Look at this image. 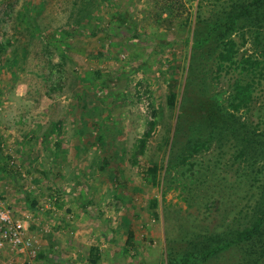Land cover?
Returning <instances> with one entry per match:
<instances>
[{
    "label": "rangeland",
    "instance_id": "obj_1",
    "mask_svg": "<svg viewBox=\"0 0 264 264\" xmlns=\"http://www.w3.org/2000/svg\"><path fill=\"white\" fill-rule=\"evenodd\" d=\"M244 1L0 0V206L36 236L34 253L0 246V264L180 262L251 224L264 183V77L234 118L228 101L235 81L251 80L242 56L264 67V7L253 13L261 28L239 20L228 31ZM223 29L237 53L218 74ZM152 109L156 131L133 165ZM152 163L155 187L144 175ZM262 222L251 241L183 264H264Z\"/></svg>",
    "mask_w": 264,
    "mask_h": 264
},
{
    "label": "trees",
    "instance_id": "obj_2",
    "mask_svg": "<svg viewBox=\"0 0 264 264\" xmlns=\"http://www.w3.org/2000/svg\"><path fill=\"white\" fill-rule=\"evenodd\" d=\"M264 7V0H248L244 1L242 3H238L234 6L232 9L228 24H227V30L231 31L234 29V27L238 24L239 20L246 21L250 24L253 23V21L256 22L258 28L260 27V15H254L253 13L257 12L259 9H262ZM264 20V19H263ZM258 28H253L254 35L253 40L256 43V45L260 44V37L261 33L259 32ZM227 30H224L220 32L218 35L215 36L213 41L216 42L218 49H214L213 53L214 61L216 62L215 65L217 66L216 72L218 74L221 71H225V69L235 63V55L237 53V44L236 42L228 37ZM211 32L216 33L215 26H213ZM217 34V33H216ZM193 46H198L199 44H202L203 41H206L204 39L197 38L194 39ZM189 42V39L187 38L185 40V43ZM198 42V43H197ZM263 51H260V56L264 58V47H261ZM240 67L243 71H247L251 74V80L250 82H241L239 80L235 81L232 85V94L228 101V110L230 111L229 116L231 118H234L235 113L240 112L243 109H247L249 107V104L252 101V94L254 89V84L256 83V80L260 77H264V67L262 66V61H259L257 59L251 58V55L242 56L241 60L239 62ZM176 85L177 82L175 80H171L167 84V98L166 103L169 108H172L175 106L177 92H176ZM153 110V109H152ZM147 128L145 132L142 134V136L137 140L136 146L134 147L133 153H132V164L137 165L138 159L144 154V151L146 149L147 142L149 139L154 135L156 131L157 126V118H156V111L153 110L151 120L147 123ZM246 127V126H245ZM202 147H204V144L201 143H195L192 147V150L183 157V162L187 161L188 158L192 157L194 153H197ZM182 162V163H183ZM158 170L156 164L152 163L151 166H148L144 170V175L148 177V181L150 186H158L159 180H158ZM20 175L19 172L15 173L14 175H9V177L16 179L15 177ZM261 199L256 202L254 208H253V220L251 221V224L241 230H238L235 234L234 238L226 243L220 244L215 243L214 245L210 246V248H202L201 251L197 252L196 254H186L187 256L184 257L180 262L170 259L167 264H183L188 262L190 259L194 260H206L208 257L216 254L220 250L228 248L231 244H238L243 242H249L251 241L257 234L260 232V228L262 225V221L264 219V183L262 185V192L260 193ZM134 239L135 234L134 231L131 228H128L126 231V239H125V247L124 250H128L129 248L134 247ZM95 251L97 252L96 248H92L90 252V257L94 260L98 255L95 256ZM42 252L38 253V258L42 257ZM94 262V261H93Z\"/></svg>",
    "mask_w": 264,
    "mask_h": 264
},
{
    "label": "built area",
    "instance_id": "obj_3",
    "mask_svg": "<svg viewBox=\"0 0 264 264\" xmlns=\"http://www.w3.org/2000/svg\"><path fill=\"white\" fill-rule=\"evenodd\" d=\"M33 243H36V236H26L24 223L14 219L7 207L0 206V246L9 244L23 252L32 249ZM32 252L34 253L33 249Z\"/></svg>",
    "mask_w": 264,
    "mask_h": 264
}]
</instances>
